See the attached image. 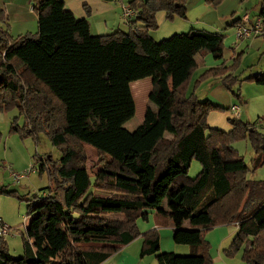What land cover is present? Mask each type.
<instances>
[{
  "label": "trees",
  "instance_id": "trees-1",
  "mask_svg": "<svg viewBox=\"0 0 264 264\" xmlns=\"http://www.w3.org/2000/svg\"><path fill=\"white\" fill-rule=\"evenodd\" d=\"M32 2L37 33L13 37L0 27V110L18 108L10 130L22 138L46 133L61 157H35L50 185L27 199L24 254L14 256L0 236V264H101L141 235L137 221L151 211L168 213L175 242L192 253L161 252L153 229L143 234L141 256L156 255L159 264H213L205 233L235 224L226 256L241 251L247 264H264V180L248 177L251 164L232 146L252 125L236 116L231 133L209 127L215 103L188 92L198 56L223 58L224 36L191 28L180 34L189 43L170 53L171 39L151 35L157 12L185 17L188 0H131L136 15L130 24L136 26L103 35H93L89 20L64 0ZM239 57L230 67L221 63L204 71L196 86L218 78L241 99L235 88L241 82L264 85V73L233 76ZM148 76L149 104L131 131L125 127L136 113L131 84ZM250 138L256 168L264 163V133L253 129ZM86 145L99 157L94 179ZM194 160L201 171L192 178ZM91 187L131 198L97 196Z\"/></svg>",
  "mask_w": 264,
  "mask_h": 264
},
{
  "label": "rangeland",
  "instance_id": "rangeland-1",
  "mask_svg": "<svg viewBox=\"0 0 264 264\" xmlns=\"http://www.w3.org/2000/svg\"><path fill=\"white\" fill-rule=\"evenodd\" d=\"M126 3H129L131 0H124ZM189 1V0H188ZM197 2L199 0H193ZM203 3V7H207V11L203 12L204 14L201 16V24L205 25L201 26L196 24L194 20L188 21L181 29H185L186 27H190L192 25H197L200 27H205V29L210 31H219L223 30L225 32L224 36V56L221 59L214 58L213 55L210 53H205L203 56V63L201 64L200 68L197 69L195 76L193 78L192 84L188 90L189 93L197 94L201 100H206L207 90L210 88L208 84H206V80L212 79L215 80L216 78L210 77L206 78L205 80L201 81L196 86V80L199 78L201 74H203L207 69L212 67H217L221 63H225L228 67L234 65L235 58H238V65L236 70L234 71L233 76H237L238 79H244L245 77L254 74V73H264V19L263 23L261 22V35H252L250 38H246L244 41L240 42L238 45L234 43L238 41L237 39V25L233 26V21L235 16L241 15L242 18L239 20L238 23L242 21L244 16H252L259 15L264 5L263 0H201ZM199 2H197V5ZM129 6V5H127ZM130 7V6H129ZM132 8V7H131ZM133 9V8H132ZM134 10V9H133ZM135 14L129 18L131 20L136 15ZM90 13V12H89ZM88 17H91L89 14ZM186 17L176 15L174 18L170 19L167 16L165 11H159L156 14V19L158 23V27L151 28L150 32L152 34H160L163 37H170L171 36V26L175 28L180 27L181 20H188L185 19ZM260 19L262 17H259ZM204 19V20H203ZM130 22V21H129ZM251 23V20L249 21ZM231 27V28H230ZM32 29L30 33H37L38 31V24L29 28ZM13 37H17L18 32H11ZM29 33V32H24ZM221 33V32H220ZM153 36V35H152ZM161 39V40H162ZM168 39V38H165ZM173 49L170 50L172 52ZM199 61H202L201 57H198ZM205 62V66L203 65ZM231 71L230 73H232ZM238 83V82H237ZM206 84V85H205ZM133 95L136 102V113L135 115L125 123V127L131 131L135 130L143 121L149 101V93L152 89V78L150 76L133 81L131 84ZM236 89L239 90L241 94V99H239L236 95H234L230 90H227L228 97L230 100L232 99L234 104L228 106V104H214L216 107L213 108L208 116L207 122L209 127L217 128L225 131L226 133H231L234 128L232 120L236 118L237 114L231 110L233 105L240 106L239 112L240 116L239 119L243 124L252 125L246 131L247 136L241 137L239 139H235L232 141V146L244 156L245 160L248 164H251V171L247 174L250 179H262L264 180V163L256 168H253V158L255 156V150L251 142L250 134L253 129L255 131L264 133V85H261L252 80H245L240 83V85L235 86ZM263 90L260 93L258 90ZM188 93V94H189ZM205 95V96H204ZM224 101V100H223ZM20 111L17 108L9 109V110H0V191H3L4 194L6 193L9 197H6L8 201H13L14 207V216H18L21 219L22 223L19 226V231L17 233H21L24 231L23 221L24 216L26 218L27 215V199L32 198L36 194L43 193V191L48 189L50 185L49 177L47 171L40 173V161H37L35 157L38 155H45V156H52L55 160L61 157V151L58 147L53 145L49 136L41 132L39 133L38 137L35 139L33 136L22 138L19 133L12 132L10 130L11 122L15 116L19 115ZM19 118V122H23L24 117L21 115ZM253 128V129H252ZM231 135V134H228ZM86 150L89 156V167L92 174V179H94V173L96 172L99 164H98V154L96 149L91 145H86ZM5 162V164L2 163ZM26 167L25 170L34 166L35 172L30 174V177L23 178L20 182H15L13 178L9 177V169L13 171L20 172L18 166ZM201 171V164L194 160L192 162L189 175L192 178H195L199 172ZM5 184V186H2ZM13 191V193H9ZM89 192H97L105 195L110 196H117L120 198H131V196L121 193H107L103 192L102 190H97L94 187H91ZM160 218L156 219L155 222H158L159 225H164L169 219V215L158 213ZM30 218V217H29ZM168 220H167V219ZM140 219V220H139ZM140 226L138 224L139 230L141 235L138 238L142 239V244H144V236L143 234L147 231H143L142 229L148 225L145 222V218H139ZM138 223V221H137ZM235 224H226V226L234 228L238 231V228L233 226ZM223 226V225H221ZM142 228V229H141ZM168 229V228H164ZM213 230V229H211ZM210 230V231H211ZM159 234V232H158ZM205 233V238H206ZM160 237V235H159ZM235 237V236H234ZM233 238V237H232ZM226 242V245L231 244V240ZM135 239V240H136ZM234 239V238H233ZM134 240V241H135ZM207 240V239H206ZM162 242L160 240L161 248L165 249L166 242ZM233 241V240H232ZM209 242V241H208ZM209 249H211V243L209 242ZM210 251V250H209ZM161 252H163L161 250ZM62 253H60L61 257ZM141 256V254H140ZM148 256V257H147ZM152 258H155L156 255H151ZM149 255L140 257V260L147 259L151 257ZM237 260L242 259V252L235 254Z\"/></svg>",
  "mask_w": 264,
  "mask_h": 264
},
{
  "label": "crops",
  "instance_id": "crops-1",
  "mask_svg": "<svg viewBox=\"0 0 264 264\" xmlns=\"http://www.w3.org/2000/svg\"><path fill=\"white\" fill-rule=\"evenodd\" d=\"M204 1V0H203ZM65 5L68 9L72 10L75 15L78 17H86L89 20L91 32L93 35H103L115 32L117 30H129L135 24H130V20L126 19L123 16V6L128 5L124 0H64ZM197 2L199 4L197 5ZM194 2L193 0H189L187 2V13H186V20H181L180 27L175 28L171 26V36L170 37H163V39L168 38L171 39V47L173 49L172 52L179 51L180 49L184 48L185 43H189L185 40V37H180L181 33L188 32L191 28H199L205 29V27H200L197 25H192L190 27H186L185 29H181L188 21L194 20L196 24L201 26L205 25V23L201 24V16L204 14L203 12L207 11V7H203V3L201 0ZM90 10V13L88 12ZM0 14H2L3 19L0 20V27L4 30H8L10 34L11 32H18V34H23L26 32H32V28L38 24V13L33 8L32 0H0ZM91 14V17H88ZM250 17L253 21L257 20L261 17V12L259 15ZM242 18L241 15L235 16L233 21V28L237 25L239 20ZM204 20V19H203ZM141 25V23H138ZM231 28V27H230ZM219 32V31H215ZM221 34L225 36V32L220 30ZM219 32V33H220ZM153 37L157 40L162 39V35L160 34H152ZM264 35V34H263ZM190 38V37H189ZM235 42V45H238L240 42L244 41L246 38L239 39ZM195 42L198 44L200 43L199 40L194 39ZM194 44V41L192 42ZM201 57V56H198ZM203 63L200 61V66ZM205 66V62L203 64ZM199 66V68H200ZM204 72V71H203ZM196 73V72H195ZM195 76V75H194ZM194 78V77H193ZM192 84V83H191ZM206 84L209 85V89L207 90L206 100L209 99L213 103L217 104H234L232 99L230 100L228 97L227 90L222 85V83L216 78L215 80L208 79L206 80ZM205 84V85H206ZM191 86V85H190ZM190 88V87H189ZM260 93L263 90H258ZM224 100V101H223ZM232 110V109H231ZM5 164V162L2 163ZM19 170L24 171L26 167L18 166ZM13 170L9 169V177H11V172ZM20 171V172H21ZM30 177V176H29ZM12 178V177H11ZM49 179V178H48ZM2 186H5L3 184ZM97 196L109 197L110 195H105L101 193H97ZM6 197H9L6 193L0 191V219H2L5 223H7L12 231L11 234L4 237L8 243L9 250L14 256H22L24 254V240L23 236L26 232L30 219L29 216L26 218L24 216L23 224L24 231L21 233H17L19 231V226L21 225L22 221L19 219L18 216H14V207L12 202L8 201ZM27 212V211H26ZM161 215L158 212L151 211L148 214L147 220L145 222L148 225L145 226L143 231L147 230H157L160 235V240L166 242L165 249L161 248L163 252H170L175 253L178 255H189L192 253V248L186 244H178L174 240V223L172 218L170 217L164 225H159L158 222H155L156 219L160 218ZM155 217V218H153ZM140 220V219H139ZM138 220V224L140 226V222ZM237 227V225H233ZM168 228V229H164ZM238 228V227H237ZM237 231L234 228L228 227L226 225L215 227L213 230L207 231L206 239L211 243V249H209L210 256L213 259V264H247L245 261L241 262V260H237V256L228 257L225 254V249L228 248L230 245H226V242L230 241V239L236 235ZM232 238V240H233ZM231 240V242H232ZM143 248L142 239L138 238L135 241H131L130 243L121 247L119 251L111 255L108 259L103 261L101 264H159L158 259L149 257L147 259L140 260V254ZM148 257V256H147ZM242 257V256H241ZM144 258V257H142Z\"/></svg>",
  "mask_w": 264,
  "mask_h": 264
},
{
  "label": "built area",
  "instance_id": "built-area-1",
  "mask_svg": "<svg viewBox=\"0 0 264 264\" xmlns=\"http://www.w3.org/2000/svg\"><path fill=\"white\" fill-rule=\"evenodd\" d=\"M122 13L126 19H129L135 14V11L131 7L125 5L123 6ZM250 20L251 23H249ZM261 22L263 23L262 18L261 19L258 18L257 20L253 21L251 17L244 16L242 21L240 23H237V37L239 39H243V38H250L254 34H255L254 36L261 35V30H262ZM231 109L234 113L237 114L238 117L240 116V112H239L240 106L233 105ZM35 171L36 170L34 166H32L31 168L21 172L12 171L11 177L15 182H20L23 178L29 177L30 174ZM11 231H12L11 227L7 223H5L2 219H0V236L6 237L11 234Z\"/></svg>",
  "mask_w": 264,
  "mask_h": 264
}]
</instances>
